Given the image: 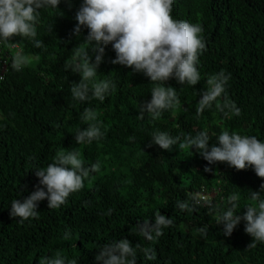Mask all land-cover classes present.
Here are the masks:
<instances>
[{"label":"trees","instance_id":"trees-1","mask_svg":"<svg viewBox=\"0 0 264 264\" xmlns=\"http://www.w3.org/2000/svg\"><path fill=\"white\" fill-rule=\"evenodd\" d=\"M80 2L61 0L59 9L40 10L35 39L42 41L41 48L21 37L0 44V264H39L41 257L56 252L69 264H98L99 248L119 239H128L137 250V264H264V243L252 246L243 221L229 237L216 224L232 194L239 195L236 211L243 215V207L253 203L250 192L264 178L252 168L236 170L224 162L208 165L213 171L205 172L207 161L195 149L149 146L157 131L181 139L206 131L210 145L224 130L264 141V0H174V19L203 28L205 48L197 65L201 80L195 86L166 81L180 104L156 119L148 113L141 119L139 105L150 100L157 85L142 72L113 64L111 45L97 79L113 80L116 90L103 102L72 99L70 89L80 76L66 64L77 49L89 47L87 29L82 27L79 35L73 31ZM18 52L30 59L22 71L11 67ZM221 71L230 74L226 99L240 108V115L225 117L215 104L198 115L196 103L207 78ZM224 99L222 94L217 103ZM86 108L98 114L104 137L78 145L74 135L87 127L80 118ZM60 151H79L85 166L100 161V169L59 208H48L45 199L36 218L11 217V202L35 190V170ZM210 193L215 195L209 198ZM177 201L192 210H180ZM158 213L173 223L156 237ZM144 231L153 239H146ZM146 249L155 252V259L146 258Z\"/></svg>","mask_w":264,"mask_h":264},{"label":"clouds","instance_id":"clouds-1","mask_svg":"<svg viewBox=\"0 0 264 264\" xmlns=\"http://www.w3.org/2000/svg\"><path fill=\"white\" fill-rule=\"evenodd\" d=\"M61 0H0V44L14 37L32 41L36 48L42 47L37 36L36 25L42 8L59 9ZM174 0H81L76 12L77 24L74 33L80 34L81 28L87 29V49H77L67 62L66 69L78 73L80 80L70 89L74 101L85 102L97 99L103 102L116 90V83L111 79H97L99 65L103 61L105 48L111 45L115 52L113 64L129 67L133 72H142L157 86L151 89V98L139 105V116L150 114L153 119L159 118L163 111L180 104L174 88L165 87V82L174 78L180 85L195 86L201 80L198 71L199 54L205 43L201 35L200 24L174 19L171 15ZM94 56V59H93ZM30 59L17 53L11 62L15 71H22ZM230 74L221 71L207 78V89L200 94L196 113L199 115L215 104L216 110L228 117L239 116L240 108L226 99V85ZM225 95L223 103L218 98ZM87 127L78 129L74 135L76 144L88 145L99 142L104 137L101 130L102 121L98 114L85 109L81 114ZM210 136L200 131L195 136H171L167 132L157 131L151 136L149 146L155 144L159 148L172 151L176 146L180 149L190 148L205 160V172L213 171L208 165L224 162L236 170L252 168L255 174L264 178V141L256 136L241 135L228 130L222 131L215 143L209 144ZM100 161L85 166L79 151H60L52 162L44 168L35 170L38 185L35 190L22 200H13L9 215L21 221L36 218L38 204L47 200L48 208L56 209L63 205L69 195L84 187V179L91 172L99 171ZM264 182L256 191L250 192L253 203L243 207V215L238 214V194L227 198L226 207L219 209L217 225H222L225 237L231 236L234 229L243 221L244 231L251 236L254 247L256 243H264ZM200 203V201H196ZM206 203H211L206 201ZM180 210L191 211L187 202L177 201ZM241 209V208H240ZM110 211V210H109ZM173 221L163 214L154 219L155 236L162 235V229L170 227ZM203 236L206 227L198 230ZM146 239L153 236L144 231ZM65 239L69 233L65 232ZM147 259H155V252L146 249ZM98 264H137V250L128 239L114 240L99 248L95 256ZM39 264H69L67 259L56 252L54 256H43ZM74 264V262H72Z\"/></svg>","mask_w":264,"mask_h":264},{"label":"rangeland","instance_id":"rangeland-1","mask_svg":"<svg viewBox=\"0 0 264 264\" xmlns=\"http://www.w3.org/2000/svg\"><path fill=\"white\" fill-rule=\"evenodd\" d=\"M215 195V193H210L208 196L209 198L213 197Z\"/></svg>","mask_w":264,"mask_h":264},{"label":"built area","instance_id":"built-area-1","mask_svg":"<svg viewBox=\"0 0 264 264\" xmlns=\"http://www.w3.org/2000/svg\"><path fill=\"white\" fill-rule=\"evenodd\" d=\"M2 77H3V75H2V73H0V79H2Z\"/></svg>","mask_w":264,"mask_h":264}]
</instances>
